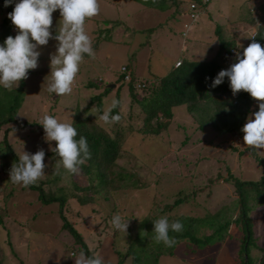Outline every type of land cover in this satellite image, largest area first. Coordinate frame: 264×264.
I'll return each instance as SVG.
<instances>
[{
	"label": "rangeland",
	"instance_id": "obj_1",
	"mask_svg": "<svg viewBox=\"0 0 264 264\" xmlns=\"http://www.w3.org/2000/svg\"><path fill=\"white\" fill-rule=\"evenodd\" d=\"M98 1H103L102 6L113 9L114 6H119L121 0ZM109 1L112 2L111 5ZM167 2L163 5L161 2L160 6L155 5V9H150L151 17L146 15L144 27L135 23L131 16L130 20H123L120 28L125 41L121 44L124 47L112 39L116 49L112 52L109 50L108 55L101 54V49L105 52L110 49L105 45L107 43L102 42L100 45L103 46L98 52L95 51V59L85 56L70 95L58 97L47 92V76L51 71L50 56L55 54L58 42L50 39L46 46H40L37 49L41 53L38 67L31 70L25 79L21 91L23 100L15 116L16 122L9 124L15 129L8 136V142L18 156L23 151L35 154L43 149L46 168L42 179L57 176V157L51 151L55 141L49 144L44 140V129L38 121L44 114H50L60 122L72 124L76 113H79L82 118L89 116L99 126H106L112 133L114 124L107 125L99 119L96 111L98 100L93 97L104 91L106 84L115 83L116 86L102 96L103 112L111 106L113 99L121 101L120 123L123 124L124 121L125 126L128 124L131 127L130 130L124 128V140L111 168L114 173L109 175L110 179L115 177L113 179L117 180V187L108 185L105 189L95 191L88 200L90 203L84 207L75 199H69L64 207L65 216L79 232L86 225L88 230L95 228L97 220L98 227L94 231L107 235V239L114 241L113 247L120 252L125 253L128 245L134 244L131 254L138 260V264H239L233 252L243 244L244 237L238 229L236 239V230L232 229L233 219L237 216V193L234 184L228 183L222 177L231 173L241 180H255L263 173L264 163L260 160L264 161V158L244 145V133L241 131L248 118L258 111V107L251 105L252 109L243 125L236 131L221 132L202 122L212 112L202 115L201 111L189 112L186 104L177 105L171 109L172 117L162 132L145 134L138 130L143 127V114L138 104L132 100L128 83L123 81L120 70L122 65L130 64L135 93L140 98L146 91L141 92L138 82L157 81L156 78L166 75L174 64L177 65L178 60L209 61L216 54L221 36L234 40L239 52H242L248 38L256 29L252 17L259 18L262 12L260 6L264 5V0H208L205 4L199 1V16L196 21L186 11L189 2H197L196 0ZM102 6L100 9L104 10ZM0 15L2 19L3 14ZM52 16L50 30L56 35L60 21L59 10ZM97 20H100L96 26L99 33L89 34L92 42L108 38V28L111 24L117 25L121 19L108 22L97 16ZM186 25H191L192 28L183 37L182 32L186 31ZM151 26L153 29L147 31ZM4 30H0V45L5 41L1 39L4 34V39L11 35L8 27L5 26ZM11 32L14 33L12 29ZM166 34L169 35L168 38ZM174 39L177 43L170 44ZM220 60L223 68L227 69L229 61H226L224 54L220 56ZM102 77L103 81L100 79ZM14 90L0 87V118L9 115V107L13 105L17 94ZM202 104L203 101L200 102ZM92 111H96V116L88 114ZM5 127H0V264H75L72 254H78L82 244L68 230L62 229V219L57 210L58 202L45 204L38 200L36 190L14 185L9 180L10 169L16 161L2 143ZM76 177L77 175H61L57 186L66 185L70 188L72 185L69 180ZM209 177L219 179L210 181ZM47 187L45 185V189ZM106 189L109 190L108 193L102 191ZM177 197L182 198V203L167 209L166 205ZM88 206L91 207L88 212H92V215L87 224H84V213L81 212ZM249 207L254 241H250L247 253L249 260L256 263L264 258V201L252 200ZM115 214L129 220L127 235L113 228L111 220ZM184 214L194 217L192 230L200 239L205 234L212 233L225 221H229L228 229L234 238L228 237V229H223L220 231L222 238L215 234L207 245L175 238V246L168 248L152 240L153 221L163 216L169 220ZM93 216L97 219L91 220ZM237 223L240 225L242 221ZM188 224L187 220L183 230ZM84 232L83 229V235ZM174 235L175 233L170 232V236L175 237ZM105 239L97 237V245L87 239L86 245L94 254H99L101 242ZM170 249L172 254L161 251ZM232 254L234 258L231 257ZM239 256L240 253L237 258ZM126 258L124 264H130L131 255Z\"/></svg>",
	"mask_w": 264,
	"mask_h": 264
},
{
	"label": "trees",
	"instance_id": "obj_2",
	"mask_svg": "<svg viewBox=\"0 0 264 264\" xmlns=\"http://www.w3.org/2000/svg\"><path fill=\"white\" fill-rule=\"evenodd\" d=\"M141 1V3L147 4L152 8L156 7L155 5L160 6L159 3L161 2V5L167 2V0H156V3H152V0H149L147 3L143 0ZM196 1V3L201 1L203 4L208 2L204 0ZM14 2L15 1L12 0V3L5 7V0H0V14H3L0 27L3 29V31H5V26L6 28L8 27L11 36L14 33L11 32L12 22L8 18V13L13 11ZM260 9L262 12L259 18L252 17V21L256 26L255 34L248 38L243 49L246 48L253 41V39L260 43L262 47H264V5H261ZM257 23H259L262 27L257 29ZM118 24H122V22L119 21ZM152 29L153 28L151 26L146 30L151 31ZM97 32L99 33V31ZM4 38L5 34L1 39L5 40ZM231 48H235L236 53L230 55V58L225 57L226 61H229L230 67L233 63L238 62L236 59L237 53L242 54L243 50L242 52H239V47L237 48V44L234 40H227L221 36L219 37V44L216 54L209 61L189 59L179 60L180 63L178 65L174 64V66L166 75L157 77V81L153 80L148 83L144 81L145 84L141 89V92H146L141 94L140 98L135 93L136 87L135 83L133 84L134 77L130 71V64L128 63L126 67L131 73V80L128 82L129 93L132 96V100L138 104L143 114V127L139 128L138 130L145 134H159L167 127V122L172 117L171 109L174 106L183 104H186L187 110L189 112L201 111L200 113L202 115L212 112L208 118L202 122L206 123L207 125H212L216 131L233 132L234 130L236 131L238 128H240L241 125H243L246 116L251 111V105L254 99L251 98L250 94L244 91H240L236 95H233L229 87V80L227 77L224 78L220 85L212 87L213 80L217 77L218 73L221 70H226L221 64L222 61L220 60V56H223L225 52H229ZM30 72L31 70H29L28 75ZM120 75L123 79V74L121 72ZM93 84L88 83V85ZM24 85L25 80H22L18 88L15 90L12 89L17 92V94L14 98L13 105L9 107V115L7 117L0 118V127L6 126L4 128L2 143L8 149V151H10L16 162H18V155L12 150V147L8 142V136L10 133H13L15 128L9 124L16 122L15 116L23 100L21 91ZM103 90L104 91L95 94L93 97L98 100V116L103 114L101 102L102 96L107 95L110 91V88L104 87ZM202 101L203 104L200 105V102ZM116 114H119V107L113 109L112 111V115ZM161 118H165L166 120L163 121ZM120 122L112 125L113 131L110 133L108 129L105 128L106 126H99L96 121L89 118V116L82 118L79 113H76L75 119L72 123L78 132L76 139L78 140L81 136L87 139L91 153V159L87 160V162L81 166V171L75 179L69 180L70 184L72 185L70 188H67L66 185L57 186V182L59 181L61 175L42 179L37 184L27 187L36 190L38 192V200L45 204L58 202L59 208H57V210L60 218L62 219V229L68 230L77 239V242L82 244L80 249L83 250L88 256H91L94 253L87 247L82 234L73 226L72 221L65 216L64 207L66 206V202L68 203L69 199H75L78 204L80 203L81 206H85V204L90 203L88 200L92 197L91 194L95 191H98L100 188L105 189L108 185L116 186L115 181L117 180L113 179L115 177L110 179L109 175L114 173L111 168L113 167L117 153L121 148L122 141L124 140V128L127 127L129 130L131 129L130 125L126 124L127 126H125L124 121L123 124ZM21 125L22 124L19 126L21 127ZM52 154L54 155L53 152ZM252 154L255 156L254 152H252ZM260 162L264 163L262 159ZM118 173H120V171H118ZM113 176L116 175L113 174ZM217 177H209V180L212 181L215 178L219 179ZM222 179H226L228 183L234 184L235 191L237 193V216L235 217L236 219L233 220L235 226H240L244 237L243 244H241L239 249L240 264H255L249 260L247 253L250 241H254L252 236L253 233L251 231L252 218L249 214V202L252 200H257L259 202L264 201V171L261 176L255 180H241L238 177L233 176L231 173H229L226 177H222ZM112 181L114 184H112ZM45 185L48 186L46 189ZM80 190H82V192H80ZM102 191L105 193L109 192L108 189ZM180 203H182V198L177 197L172 203L167 204L166 207L167 209H172ZM191 217L192 215L184 214L169 219V222L178 220L182 222L183 225L185 222L187 224V220L189 222L188 226L181 233L173 232L175 233L174 236L177 240L188 239L196 244L198 243L200 245H206L209 244L210 241L215 237V234H217V237H221L220 234L222 232L220 231L223 229L225 231H227L228 228L230 229L229 221H225L223 225L217 227V229H215L212 233L205 234L204 237L200 239V237H196L193 233L192 229L194 225V217ZM239 221H242L240 225L237 223ZM229 229L228 237H231L232 233L229 231ZM133 245L134 244H130L129 252L133 250ZM161 251H165L166 253L170 252V254L173 253L172 249ZM117 264L122 263L119 261ZM131 264H138V260H135L134 255Z\"/></svg>",
	"mask_w": 264,
	"mask_h": 264
},
{
	"label": "clouds",
	"instance_id": "obj_3",
	"mask_svg": "<svg viewBox=\"0 0 264 264\" xmlns=\"http://www.w3.org/2000/svg\"><path fill=\"white\" fill-rule=\"evenodd\" d=\"M10 3L12 0H5V7ZM152 3H156V0H152ZM57 10L60 13V21L57 34L53 35L50 30L53 24L52 14ZM99 11L98 0H19L14 10L8 13L17 34L15 37L8 36L3 45H0V87L6 90L18 88L20 82L28 78L29 70L38 67L41 53L37 49L54 39L58 43L55 54L50 56L51 71L47 76V92L58 97L70 95L85 56L95 59L93 42L86 31L85 22L98 15ZM260 27L262 26L257 23V29ZM190 28L191 25H186V31L182 32L183 37H186ZM236 59L238 62L218 73L212 87L220 85L227 77L233 95L244 91L254 99L252 105L259 110L252 114L254 119L250 116L241 129L244 133L243 143L264 158V151H260L264 149V47L253 39L243 49L242 54L237 53ZM255 100L259 103L254 104ZM120 105L121 101L113 99L111 106L99 119L107 125L119 123L121 115H112V111ZM96 111L88 114L96 116ZM38 124L44 129V140L49 144L56 142L55 147L51 148L57 157L56 174L79 175L81 166L91 159L87 139L81 136L77 140L78 132L73 124L60 122L50 114H44ZM44 159L43 149L35 154L23 151L18 156V162H14L10 169L9 180L14 185L25 188L37 184L45 175ZM128 221L115 214L111 224L115 230L127 235ZM153 224L152 240L168 248L177 243L175 237L170 236V232L181 233L184 229L182 222H169L166 216L153 221ZM72 257L75 264H107L102 255L88 256L83 250L78 254L74 252Z\"/></svg>",
	"mask_w": 264,
	"mask_h": 264
},
{
	"label": "crops",
	"instance_id": "obj_4",
	"mask_svg": "<svg viewBox=\"0 0 264 264\" xmlns=\"http://www.w3.org/2000/svg\"><path fill=\"white\" fill-rule=\"evenodd\" d=\"M14 1H19V0H14ZM170 1L171 2H175V0H170ZM98 3H99V8H100L102 6L101 3H103V1H101V2L98 1ZM120 3H119V6L117 8H115L116 6H114L113 9L112 8H106V7L102 6V7H104V10L100 9V11H99L100 14H98L97 16L102 18V20H104V21L107 20L108 22H111L113 20H116V21L118 20L119 21V18H120L121 19L120 21L122 23H123V20L124 21H125V19L130 20L133 17L135 23H137L141 27H144L143 24H145V22H146L145 21L146 15L151 17L150 9H152V7L148 6L147 4H141V3L136 2L135 0H121ZM111 4H112V2H110V5ZM153 9H155V8H153ZM97 16H94V17L89 18V19L86 20L85 28H86V31H87L88 34H90V33L96 34L97 33L98 29H97L96 26L98 24V21H100V20H97ZM130 16H131V18H130ZM0 17H1V15H0ZM0 22H1V19H0ZM154 23H157V22H154ZM158 25H160V24H158ZM120 26H121V24H117L115 26H113L111 24V26L108 28V30H110V32H109L110 34H109L108 38L104 37L100 42H94L93 41V48H95V45H96V50H94V51L98 52L100 47L103 46V45H100V44L102 42H105V43H107L105 45H107L110 49H108L106 52L101 49V52H102L101 54L102 55H108V51L109 50H111L110 52H112V51H114L116 49L115 47H113L114 44L112 43V41H113L112 39H114L116 43L118 42V43H120V45L122 47H124L125 45L121 44V43H123L125 41H124V38H122V36H121L122 35V28H120ZM125 26L126 27H124V29L127 28L126 24H125ZM112 27H113V29H112ZM130 28L132 30L134 29L132 27H130ZM1 29L2 28L0 27V30ZM168 36L169 35L166 34L167 38H168ZM148 41H149V39H148ZM176 43L177 42H176L175 39L172 42H170V44H172V45H175ZM111 46L113 47L112 49H111ZM95 54H97V53H95ZM100 79L103 81L104 78L102 77ZM107 85L108 84H106L105 86H107ZM101 90H99V91H101ZM97 92H98V90H97ZM102 107H103V105H102ZM90 208L91 207L88 206L87 209H83V212H81V213H84V220H83L84 224H87V220L89 219L90 215H92V212H91V214L88 212V211H91ZM96 219H97L96 216H93L91 220H96ZM84 227L85 228H82V230L83 229L85 230V232H84L85 235H83L82 230L80 232H81V234L83 236V239L85 240L86 244H87V241H86L87 239H88V241L94 243V245H97V243L95 242L97 237L99 239L102 238V237L104 239L106 238L105 241L103 240L101 242L99 254L102 255L105 258L107 264H117L119 261H121V263L124 264L126 262V260H127L126 256H128V255H131V259H129L130 260V264H131L133 256H132L131 252H129L130 244L128 245V248L124 250L125 253L120 252L118 249H115L113 247L114 241H112L110 239H107V237H108L107 235L104 236L102 233L99 234V232L94 231V229L98 227L97 220H96L95 228H92V229L88 230L87 225L84 226ZM232 229L236 230V233L234 235L235 238L238 237V233H239L238 229L242 233L240 226L237 227V226H235V224H233L232 225ZM91 230H93V231H91ZM241 236H242V234H241ZM234 237L231 236L230 238H234ZM260 247H262V246H260ZM237 248L240 249V247H237ZM239 249L235 248V251L233 253H234V255H236V259H238L239 264H240V259H239V257L237 258L238 253H239ZM235 252H236V254H235ZM120 253H121L122 257L120 256ZM122 253L125 256H123ZM231 257H233V254H232ZM122 258H123V260H121Z\"/></svg>",
	"mask_w": 264,
	"mask_h": 264
},
{
	"label": "built area",
	"instance_id": "obj_5",
	"mask_svg": "<svg viewBox=\"0 0 264 264\" xmlns=\"http://www.w3.org/2000/svg\"><path fill=\"white\" fill-rule=\"evenodd\" d=\"M204 1H208V0H204ZM19 1H15L14 4H13V10H14V7H15V4L18 3ZM198 4L196 2H190L189 5H188V8L186 9L189 17L195 21L197 19V16H198ZM12 30L14 31V34L16 35L17 34V30L15 29V26L12 25ZM255 32L252 34L254 35ZM236 53V49L235 48H231L229 52H225L224 53V56L227 57V58H230V55ZM180 63V61H177L176 64L178 65ZM120 72L123 74V80L125 82H129L131 80V73L129 72V70L127 69L126 65H122L121 66V70ZM144 82L143 81H140L137 83V86L138 88H143L144 87ZM256 101V100H255ZM256 104V103H254ZM263 255H264V247H263ZM255 264H264V258L263 260H259L257 261Z\"/></svg>",
	"mask_w": 264,
	"mask_h": 264
},
{
	"label": "water",
	"instance_id": "obj_6",
	"mask_svg": "<svg viewBox=\"0 0 264 264\" xmlns=\"http://www.w3.org/2000/svg\"><path fill=\"white\" fill-rule=\"evenodd\" d=\"M115 87V83H110L107 85V88H114Z\"/></svg>",
	"mask_w": 264,
	"mask_h": 264
}]
</instances>
